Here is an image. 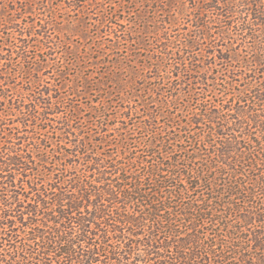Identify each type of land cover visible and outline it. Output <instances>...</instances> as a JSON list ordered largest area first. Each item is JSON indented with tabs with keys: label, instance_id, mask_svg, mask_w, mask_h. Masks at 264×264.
Wrapping results in <instances>:
<instances>
[{
	"label": "trees",
	"instance_id": "16d2710c",
	"mask_svg": "<svg viewBox=\"0 0 264 264\" xmlns=\"http://www.w3.org/2000/svg\"><path fill=\"white\" fill-rule=\"evenodd\" d=\"M205 2L185 47L197 62L212 38L239 92L193 112L189 137L78 139L58 162L0 132V264H264V0Z\"/></svg>",
	"mask_w": 264,
	"mask_h": 264
},
{
	"label": "rangeland",
	"instance_id": "374dc122",
	"mask_svg": "<svg viewBox=\"0 0 264 264\" xmlns=\"http://www.w3.org/2000/svg\"><path fill=\"white\" fill-rule=\"evenodd\" d=\"M205 1L0 0L2 136L56 162L78 139L103 151L153 138L156 128L189 137L193 112L229 100L242 78L238 65L231 74L211 67L212 38L190 58L185 46L209 20ZM213 17V38L224 42Z\"/></svg>",
	"mask_w": 264,
	"mask_h": 264
}]
</instances>
